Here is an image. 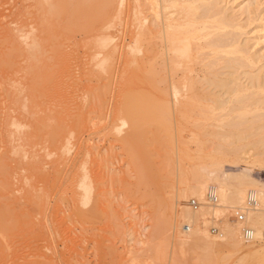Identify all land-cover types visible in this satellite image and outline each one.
Masks as SVG:
<instances>
[{
	"label": "rangeland",
	"instance_id": "obj_1",
	"mask_svg": "<svg viewBox=\"0 0 264 264\" xmlns=\"http://www.w3.org/2000/svg\"><path fill=\"white\" fill-rule=\"evenodd\" d=\"M217 1L246 65L202 36L200 0H0V264H264L257 189L260 224L214 181L179 197L198 170L264 182V0ZM201 206L240 244L181 243Z\"/></svg>",
	"mask_w": 264,
	"mask_h": 264
},
{
	"label": "bare ground",
	"instance_id": "obj_2",
	"mask_svg": "<svg viewBox=\"0 0 264 264\" xmlns=\"http://www.w3.org/2000/svg\"><path fill=\"white\" fill-rule=\"evenodd\" d=\"M107 2L110 5L113 0H107ZM200 7L202 9V16L208 17L209 15L214 14L218 18V20H216L213 25H209L208 29L202 31V36L205 37L207 43L221 51V54H223L224 57H227L228 61H231L232 66H237L238 68L242 65H246L247 63H245L243 56L247 52V46H240L238 43V32L236 31L238 23L236 20L219 6V2L217 0H200ZM256 77L257 76L255 75L247 76L248 85L251 86L254 84ZM232 79L233 80L231 81L234 84L233 88L239 89V87L242 85L241 80L237 79V77H233ZM228 83L229 81H224L221 83V85H223V87H227ZM248 97L250 98L251 96ZM236 171V173L240 174L242 181L233 184L228 181L227 175L229 172L225 171L224 169H212L206 173L204 171L198 170V173L194 178V182L187 186L186 189H183V191L179 194V197L181 199H185L187 198V192H191V194L197 196L201 200L203 199L208 183L210 181H214L218 184L220 202L223 206L241 209L245 208L243 211L247 214V216L253 215L254 221L257 224H260L259 217L257 213H255L257 208L244 207L247 203L245 195L249 187H254L258 191L256 193V196L259 198L258 200L264 202V182L259 181L253 175L245 174L241 170ZM211 212L212 210L207 206H201L198 210H191L189 208L183 209L182 215L192 221L194 227L191 229L188 235H178L177 238H181L180 242L184 243V245L188 242H191L192 244L201 242L205 247H210L212 245L215 246L214 244L216 243V245H219L220 243H230L234 246L236 244H240V241L238 240V230L240 227L239 222H233L231 225L222 230L223 232L220 235V240L210 237L207 232L199 227L198 223L200 219H205L204 217L210 215ZM246 230L249 232L248 237H251L253 235V230L245 229V231ZM179 232L180 231H178V233Z\"/></svg>",
	"mask_w": 264,
	"mask_h": 264
},
{
	"label": "built area",
	"instance_id": "obj_3",
	"mask_svg": "<svg viewBox=\"0 0 264 264\" xmlns=\"http://www.w3.org/2000/svg\"><path fill=\"white\" fill-rule=\"evenodd\" d=\"M252 196H250V198H251ZM209 198L210 199H212V200H215V196H214V194H212V192H210V194H209ZM250 202H254V199H253V197H252V199L250 200ZM192 203L194 204V206L196 205L195 204V202H194V200L192 201ZM242 217H243V215L242 214H237V216H236V218H238V219H242ZM244 235H245V238L246 239H249V232L246 230L245 232H244Z\"/></svg>",
	"mask_w": 264,
	"mask_h": 264
}]
</instances>
